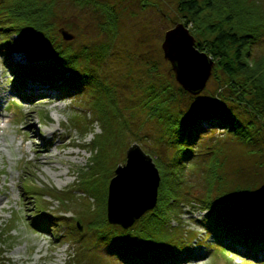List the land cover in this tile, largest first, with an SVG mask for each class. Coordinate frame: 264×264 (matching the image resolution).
Segmentation results:
<instances>
[{
  "label": "trees",
  "instance_id": "obj_1",
  "mask_svg": "<svg viewBox=\"0 0 264 264\" xmlns=\"http://www.w3.org/2000/svg\"><path fill=\"white\" fill-rule=\"evenodd\" d=\"M68 2L77 8L97 10L101 14L98 20H103L99 24L101 32L107 41L95 43V46L74 47L71 40H66L60 31L64 0H0V53L10 58L13 52H23L28 62L18 64L5 58V64L17 75L16 79L22 74L19 81L24 83L14 81L15 90L24 88L31 79L64 93V98L79 99L78 95H87L95 100L98 117H89L91 123H88L77 114L76 127H80L82 135L86 136L95 122L101 126V132L91 142L81 145L83 149H89L91 157L89 168L80 174L78 189L96 194L91 200L92 205L86 207L72 194L41 189L38 193L44 204L35 213L44 218L43 222L38 221L40 226L50 229L60 239L67 233L77 234L74 229L79 230L84 225L79 240L84 242L85 234H89L86 242L104 244V251L119 264H169L170 258L176 259L183 253L185 259H190L192 244H202L207 239H213V244L233 254H238L236 250L253 255L260 251L264 253V198L256 199L260 196L258 181L257 184L248 182L246 187L242 183L231 186L225 170L227 158L218 157L212 163L211 175L218 181L215 183L218 191L212 194L213 197L209 194L207 199L204 196L198 199L207 211L199 222L205 235L199 237L198 231L183 226L180 219L183 204L192 202L193 184L187 178L186 168L196 157L206 133L217 127L227 139L249 148L264 142V59L251 55L252 46L264 42V0H180L179 15L185 26H191L196 47L214 59L213 75L220 69L226 77L224 80L218 78L217 92L207 95L201 94L205 87L193 95L179 82L182 95L192 94L190 99L195 102V111H186L190 107L177 110L172 105L168 107L167 102H172L168 92L163 90L166 93L162 94L153 83H144L141 78L137 80L135 74L132 76L135 88L140 91L141 110L160 124L161 135L156 138L160 145L166 144L168 150H173V154L163 159L157 151L150 153L161 175L158 201L153 209L127 228L108 221L107 201L109 182L115 176L117 166L123 163L120 158L114 161L118 146L122 145L123 152H127V136L132 131L130 125L119 121L123 111L117 104L114 88L103 85L105 78L97 76L118 38L119 14L100 0ZM67 27L71 30V26ZM129 65L133 66L131 61ZM156 65V62L150 65V72L158 71ZM151 101H155V106L150 108ZM228 102L236 107H230ZM105 105L107 109H104ZM167 107L169 110L165 109ZM146 136L149 135H137L138 138ZM259 150L263 151L264 147ZM106 156H113L111 162L108 163ZM220 170L224 174H220ZM222 189L226 190L223 192ZM46 195L60 200L63 209L73 211L76 217L72 218L82 224L72 226L67 220L60 219L63 215L59 213H44L43 208L50 203L44 198ZM34 196L29 195V198ZM90 196L94 195L91 193ZM172 219L178 220L180 225H172ZM60 225L72 229L66 233ZM2 260L0 258V264H3ZM75 263L72 259L67 264Z\"/></svg>",
  "mask_w": 264,
  "mask_h": 264
},
{
  "label": "rangeland",
  "instance_id": "obj_2",
  "mask_svg": "<svg viewBox=\"0 0 264 264\" xmlns=\"http://www.w3.org/2000/svg\"><path fill=\"white\" fill-rule=\"evenodd\" d=\"M100 2H107L119 14L118 38L110 51V56L104 59L105 62L102 63L103 66L100 67L97 76L100 79L105 78L103 85L114 88L117 104L123 111L119 121L121 119L126 122V126L130 125L132 133H128L127 141L125 140L126 149L138 143L147 153L157 151L166 159V155L171 156L173 150H168L166 144L160 145V140L156 138L161 135L160 124L141 110L140 91L135 88L133 77L153 83L162 94L168 92V96L172 98V102H167L168 107L172 105L176 110L189 107L190 109L186 111L196 110L193 107L195 102L190 99L193 93L189 95L187 92L188 95L185 93L182 95L180 89L182 86L176 79L172 64L165 57L162 48L167 31L183 23L178 10L180 0H100ZM61 4L65 7L61 25L74 34L70 41L74 47L107 41L101 32L99 24L103 20H98L101 14L97 10L89 6L83 7L84 9L77 8L70 5L68 0ZM67 26H71V30ZM187 28L192 34L191 26ZM251 55L264 59L263 41L252 46ZM5 58L9 57L0 53V258L3 259V264H67L72 259H75V264H119L113 256L104 251V244L86 242L89 234H85L87 237L84 242L79 240V232L84 231L85 227L80 221L78 223L72 218L76 217L73 211L63 209L60 200L49 195L44 196L50 203L46 204L43 212L59 213L63 215L60 219L67 220L72 226L81 225L82 229H74L77 234L67 233L72 228L60 225L59 228L65 231L67 236L59 239L50 229L40 226L38 221L44 220L42 215L41 217L35 215L41 204H44L39 198L38 191L41 189L72 194L86 207H90L91 200L96 198L93 192L78 189V179L80 174L89 168L91 157L89 149H83L81 145L91 142L96 134L101 132V126L95 122L93 129L83 136L82 129L75 124L77 114L88 123H91L89 117H98L95 100L92 101L89 96L84 97L83 94L78 95L79 99L64 98V93L31 79L26 82V90L19 89L16 93L12 90L14 81L22 79V74L16 79L17 75L15 76L5 64ZM25 58V53L17 51L11 53L9 59L18 64H26L28 62ZM211 59L214 64L205 89L201 92L202 95L215 94L219 85L218 78L226 79L220 69L215 76L213 75L216 63L212 57ZM130 61L133 66L129 65ZM154 62L158 71L150 72V65ZM202 74L205 75L204 71ZM31 89L33 91H30ZM228 105L235 106L232 102H228ZM154 106L155 101H151L149 107ZM164 107L165 105L163 109ZM168 107L165 109L169 110ZM105 108H108L107 105ZM38 129L41 131L39 135ZM213 129L215 132L205 134L196 157L186 168L187 178L193 184L192 202L183 204L180 218L183 226L195 229L201 238L205 232L199 222L207 211L202 208L198 199L202 196L207 199L209 194L212 196L218 191L215 184L218 181L211 175L215 158H227L225 170L231 186L239 183L245 186L248 182L257 184L258 181L257 190L260 196L256 199L262 196L264 198V150H259L264 147V142L258 147L249 148L235 140L227 139L222 129L217 127ZM63 133H69L70 137H66L64 141L72 140L73 145L58 149L56 145L62 141ZM137 135L149 136L138 138ZM33 138L36 141H33ZM35 145H47L50 148L49 155L55 157L54 161L47 162L48 153L38 156L39 152ZM118 147L117 154L121 151L119 155L116 154L114 161L120 158L124 163L126 153L123 152L122 145ZM250 151L254 154H249ZM108 158L106 156V160ZM112 158H109L108 163ZM220 174L224 172L220 170ZM224 190L226 189H222L223 192ZM91 193L94 196L91 197ZM29 195H35V198H29ZM177 221L172 219V225H180ZM192 248L190 259H185L186 254L183 253L176 259L170 258L169 264H264L263 251L256 255L248 252L233 254L222 246L213 244V239H207L202 244L194 243Z\"/></svg>",
  "mask_w": 264,
  "mask_h": 264
},
{
  "label": "bare ground",
  "instance_id": "obj_3",
  "mask_svg": "<svg viewBox=\"0 0 264 264\" xmlns=\"http://www.w3.org/2000/svg\"><path fill=\"white\" fill-rule=\"evenodd\" d=\"M180 38L181 36L177 34L175 39L180 42L177 43V51L175 52L179 59L174 61L176 69L184 86L190 92L196 93L202 86L201 83L204 78L202 71L205 69V64L188 49L186 40L184 41ZM20 83H24L23 80ZM26 85L24 87L25 90ZM30 91H33V89ZM37 131V135H39L41 131L39 129ZM67 134L63 133V136L60 135L62 141L56 145V148L64 149L73 145L72 140L64 141L66 137H70L69 133ZM32 140L36 141L34 138ZM35 146L39 152L38 156L47 153L49 155L50 148L47 145ZM141 156L138 151L131 150L127 166L117 169V176L111 183L108 204L109 219L112 222L120 223L124 227H128L145 209L151 208L154 204V187L157 181L156 172L152 169L147 158H144V156L141 158ZM54 158L52 155L47 156V162H53Z\"/></svg>",
  "mask_w": 264,
  "mask_h": 264
},
{
  "label": "water",
  "instance_id": "obj_4",
  "mask_svg": "<svg viewBox=\"0 0 264 264\" xmlns=\"http://www.w3.org/2000/svg\"><path fill=\"white\" fill-rule=\"evenodd\" d=\"M63 37L66 39V40H71L74 38V34H72L69 30L65 29V28H61L60 29ZM180 35L181 36V40H186V44L188 46V48L190 49V51H192L194 53V55L196 54V56L198 58H200L203 63L205 64V69L203 70L205 75H204V78L202 80V83H201V88L198 92L194 93V94H197L199 93L201 90H203V88L206 86V81L207 79L209 78L210 74H211V71H212V67H213V64L214 62L212 61L210 55H208L206 52H202L200 51L197 47H196V38L194 37L193 34H191V32L189 31V29L187 28V26L184 25V23H179L176 28H173V29H170L169 31H167L166 35H165V40L162 44V48H163V51H164V54H165V57L171 62L172 64V68L176 74V78H178L177 80L184 86V84L182 83L181 79H180V75H178V71L176 69V65H175V60H179L178 57H177V54L175 53L177 51V43H179L180 41L177 42V40L175 39L176 36ZM175 37V38H174ZM179 39V40H180ZM172 41H173V45H172ZM172 45V46H171ZM180 45V44H179ZM170 47H172L171 49H169ZM176 48V49H175ZM177 71V72H176ZM185 87V86H184ZM186 88V87H185ZM187 89V88H186ZM131 150H136L138 151V154L144 156V158L146 157L149 164L151 165L152 169L156 172V186L154 187V190H155V193H154V204L151 208H148V209H145L138 217H136L132 223L128 226L130 227L138 218H140L143 214H145L148 210H151L153 209L156 204H157V201H158V189H159V185H160V181H161V175H160V171H159V168L157 167L155 161H154V158L146 153L143 148L138 144V143H135L134 145H132V147H130L128 150H127V153H126V163L123 164V165H119L116 170H115V176L110 180V183H109V190H108V201H107V217H108V221L112 224H119L121 225L120 223H115V222H112L110 221L109 219V214H108V204H109V198H110V188H111V183H112V180L117 176V169L120 168V167H125L127 166L128 162H129V155H130V152ZM141 156V158H143ZM123 226V225H121ZM124 227V226H123ZM127 228V227H125ZM82 229V227H81Z\"/></svg>",
  "mask_w": 264,
  "mask_h": 264
}]
</instances>
